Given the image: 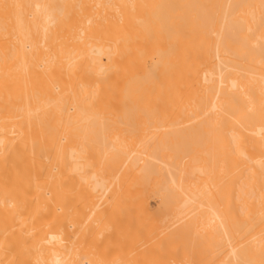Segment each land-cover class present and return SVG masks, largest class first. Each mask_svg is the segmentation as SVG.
<instances>
[{"label":"bare ground","instance_id":"obj_1","mask_svg":"<svg viewBox=\"0 0 264 264\" xmlns=\"http://www.w3.org/2000/svg\"><path fill=\"white\" fill-rule=\"evenodd\" d=\"M211 254L264 264V0H0V264Z\"/></svg>","mask_w":264,"mask_h":264},{"label":"rangeland","instance_id":"obj_2","mask_svg":"<svg viewBox=\"0 0 264 264\" xmlns=\"http://www.w3.org/2000/svg\"><path fill=\"white\" fill-rule=\"evenodd\" d=\"M151 130H152V128H151ZM152 131H153V130H152ZM148 133H149V132H148ZM150 133H151V132H150ZM150 133H149V134H150ZM146 134H147V133H146ZM152 134L154 135V133H152ZM212 135H213V134L210 133V135H209V133H208L207 136H212ZM149 136H150V135H149ZM149 136H148V137H149ZM151 136H152V135H151ZM212 137H213V136H212ZM207 138L211 139V137H207ZM185 161H187V158H184V159H183V163H184ZM72 180L74 181L75 179L73 178ZM81 180H83V179H81ZM155 180H156V179H155ZM83 182H85V181L83 180ZM85 183H86V182H85ZM72 185H73V186H72ZM74 185H75L74 183L71 184L72 189L74 188ZM73 190H74V189H73ZM151 196H152V197H150V199H149L150 207H151V209H152L153 211H158V207H159V199L156 198L157 196H155V195H151ZM82 199H83V198H82ZM82 202H84V200H83V201L81 200L80 204H82ZM152 203H153V204H152ZM207 207H208V206H207ZM208 208H209V207H208ZM208 208H207V209H208ZM207 209H206V210H207ZM82 214L84 215V213H82ZM84 216H85V215H84ZM83 218H84V217H82V219H83ZM201 228H203V227L201 226ZM201 228H200V229H201ZM200 231H201V230H200ZM206 231H209V230H204V231L202 230V233L204 234V232H205V235H206V234H207ZM203 234H202V235H203ZM206 236H207V235H206ZM207 238H208V237H207ZM215 243H216V242H215ZM207 244H208V243H207ZM207 247H209V245H207ZM208 249H209V251H211L210 248H208ZM206 250H207V249H206ZM206 250H204V251H206ZM206 253H207V252H205V254H204V252H203L204 256L206 255ZM209 253H212V254H215V255H216L217 252H216V253H215V252H209ZM168 254H169V253H168ZM212 254H211L210 256H213ZM169 255H170V254H169ZM169 255L166 256V254H165V255H163L162 257H164V258H163L164 260H165V257H166V261H167V260H168L167 258L169 257ZM194 255H195V257H197V256H196V253H195ZM170 256H171V255H170ZM191 256H193V254H191ZM199 256H200V254H199ZM210 256L208 255L209 258H210ZM202 257H203V256H202ZM216 257H217V256H216ZM216 257H215V258H216ZM205 258H207V256H205ZM209 258H208V259H209ZM213 258H214V256H213ZM215 258H214V259H215ZM163 259H162V260H163ZM208 259H206V260H208ZM210 259H212V258H210ZM210 259H209V261H210ZM169 260H170V259H169ZM212 260H213V259H212ZM169 262H171V261H169ZM207 262H208V261H207ZM211 262H212V261H211ZM213 262H214V260H213ZM168 264H170V263H168ZM172 264H173V263H172ZM206 264H207V263H206ZM214 264H216V259H215V263H214Z\"/></svg>","mask_w":264,"mask_h":264}]
</instances>
